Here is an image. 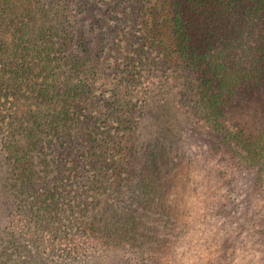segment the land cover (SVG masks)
Segmentation results:
<instances>
[{
  "label": "trees",
  "instance_id": "trees-1",
  "mask_svg": "<svg viewBox=\"0 0 264 264\" xmlns=\"http://www.w3.org/2000/svg\"><path fill=\"white\" fill-rule=\"evenodd\" d=\"M123 260L264 264V0H0V264Z\"/></svg>",
  "mask_w": 264,
  "mask_h": 264
},
{
  "label": "rangeland",
  "instance_id": "rangeland-1",
  "mask_svg": "<svg viewBox=\"0 0 264 264\" xmlns=\"http://www.w3.org/2000/svg\"><path fill=\"white\" fill-rule=\"evenodd\" d=\"M246 106L249 107V109H251L252 111H254V106L251 105L250 103H248L247 105L245 104V107ZM249 109L248 110L244 109V111L242 113H239V114H240L241 119L247 120V123L251 124V122H250L251 119H249L250 114H251V110H249ZM253 113H254V116L251 117L252 119H254L255 115H256L255 112H253ZM180 124L181 123L178 124V127ZM192 136L193 135H192L190 128H186L183 135H182V139L183 140H186V139L192 140ZM193 146H194L195 151H200L199 148H197V145L193 144ZM185 169H186L184 171L185 173H183L181 175V177L178 179L177 190L182 196L187 197L186 195H187L188 191L190 190V188L192 187V177H194V176H193L192 170H190L188 168H185ZM120 264H128V263H127V261L123 260Z\"/></svg>",
  "mask_w": 264,
  "mask_h": 264
}]
</instances>
